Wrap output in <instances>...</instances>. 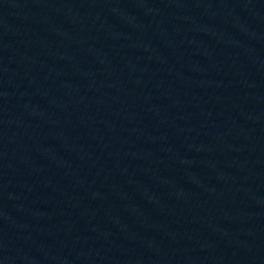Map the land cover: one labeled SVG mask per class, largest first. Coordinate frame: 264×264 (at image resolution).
I'll use <instances>...</instances> for the list:
<instances>
[{
  "label": "water",
  "instance_id": "95a60500",
  "mask_svg": "<svg viewBox=\"0 0 264 264\" xmlns=\"http://www.w3.org/2000/svg\"><path fill=\"white\" fill-rule=\"evenodd\" d=\"M0 264H264V0H0Z\"/></svg>",
  "mask_w": 264,
  "mask_h": 264
}]
</instances>
